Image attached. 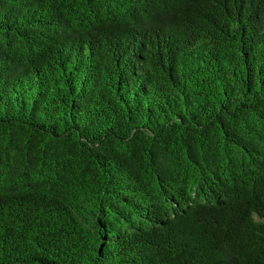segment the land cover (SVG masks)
<instances>
[{"label": "trees", "instance_id": "1", "mask_svg": "<svg viewBox=\"0 0 264 264\" xmlns=\"http://www.w3.org/2000/svg\"><path fill=\"white\" fill-rule=\"evenodd\" d=\"M0 264H264V0H0Z\"/></svg>", "mask_w": 264, "mask_h": 264}]
</instances>
